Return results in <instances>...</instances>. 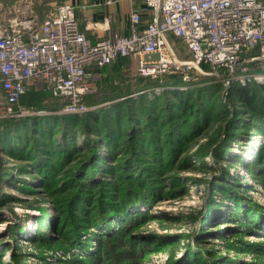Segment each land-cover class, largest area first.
<instances>
[{
    "label": "rangeland",
    "instance_id": "1",
    "mask_svg": "<svg viewBox=\"0 0 264 264\" xmlns=\"http://www.w3.org/2000/svg\"><path fill=\"white\" fill-rule=\"evenodd\" d=\"M30 1L0 0V30L8 28L12 21H24L30 16L40 22L50 12L47 9L43 14L38 8H30ZM38 1L37 6L44 7L45 10L46 5L55 0ZM172 45L180 60L191 59L183 41L175 37ZM130 64L126 69L130 74L129 80L136 83L137 78H140L137 76L136 63L131 60ZM258 66V71L252 70V73L263 77L264 62ZM108 67L103 68V71L108 72ZM119 69L118 67L112 72L118 76L121 72ZM259 80L248 85H264V78ZM101 87L97 86L96 92L91 95L97 94ZM162 87H156L159 93H150L151 100L154 99L153 96H161ZM171 88L187 91L183 86V89L181 86ZM223 92L222 100L229 103L228 94ZM35 93H39L36 87L30 86L17 108H29L22 105V101ZM142 93L144 92L139 91L130 97L137 99ZM45 97L42 96V107L34 111L45 112L40 117L60 114V111L46 109L50 99ZM113 102L115 101L99 104L97 108ZM117 110L116 114L122 115V129L125 132L128 124L125 108ZM44 122L48 128L51 126L53 133L50 139L56 142V146H67L68 143L61 138L60 129L56 126L59 124L49 120ZM139 125L142 127L143 124L137 123L135 126L140 128ZM225 126L226 121L222 118L208 124L179 152L175 165L170 168L169 157L166 155L171 146L167 145L164 137L162 141H157L156 144L166 153V171L164 167L161 170L162 166L156 165L147 154L139 155L146 159L142 162L144 168L155 166L161 171L160 180L149 179L152 180V185L149 181L147 183L148 186H153V191L159 196L155 195L148 202L131 208L128 217L111 223V229L100 230L84 224L87 230L82 240L87 243V248L72 247L69 236L62 235L58 225L60 211L68 209L67 204H71L73 194L83 189L81 185L85 182L81 181V175L78 174L89 160L88 155L82 156L86 150L83 153L74 151L72 160L62 166L59 162L66 156L65 153L52 155L41 151L44 155L41 156L50 165L48 169L54 174L48 182L30 162L38 156L39 146L45 145L46 141L40 134L48 133L47 130L39 127L34 131L33 127H29L24 133L27 138L24 148L17 147L20 140L12 144L14 153L22 154L23 150V159L10 155L9 146L3 147L6 143L3 134L4 138L0 140V264H83L85 260H88L87 264H264V251H260L264 247V179L257 178L258 175L252 171L254 162L258 161L264 147V128L255 133L254 137L238 138L230 146L229 153L217 162L214 152L218 148L219 133H223ZM73 140L77 147L88 142L83 134L73 135ZM117 142L120 143L121 140L118 139ZM101 143L98 150L101 156H106L107 168H112L113 164L118 165L123 160L118 158L123 153L119 151L125 150V145L115 146L112 155H107L105 143ZM203 155L206 159H200ZM122 156L124 158L125 154ZM100 167L95 164L89 170L101 178L99 182L102 184L109 181V177H105V170L99 171ZM144 168L139 171L138 167H133L132 182L144 175ZM117 176L121 178L120 173ZM88 181V185L96 187ZM47 185L51 188H47ZM117 188L118 192L109 194L120 200L128 187L123 183ZM135 189L136 186H132V190ZM99 199L100 189L91 196L90 203L84 205L86 209L90 208L87 215L95 211ZM238 204L241 206L239 209ZM248 214H256L258 217L251 229L244 225ZM46 220L50 223H46ZM7 222L11 223L10 226L3 227ZM127 226L129 229L124 232ZM119 230L125 234V243H112L107 239L106 233ZM10 233H14V236H10ZM39 233H53L50 236L51 243L38 242ZM9 253L11 258L4 260Z\"/></svg>",
    "mask_w": 264,
    "mask_h": 264
},
{
    "label": "trees",
    "instance_id": "2",
    "mask_svg": "<svg viewBox=\"0 0 264 264\" xmlns=\"http://www.w3.org/2000/svg\"><path fill=\"white\" fill-rule=\"evenodd\" d=\"M130 63V59L118 60L108 67V72L103 71V69L97 66L89 69L94 78L93 81L96 82L97 86L102 87L97 94L89 95L85 98V103L91 108L87 113L58 114L42 117L32 116L0 122V140H2L1 138H6V143H4L3 147L9 146L11 148L9 150L10 155L21 159L24 158L23 150L22 154L21 152L14 153L12 144L20 140L17 147L26 145L27 138H25L24 133L29 127H33L34 131L39 127L47 130L48 133L40 134L43 137L42 139L46 141L45 145L41 144L39 146L38 156L30 162L42 174V177L47 178L48 182L54 174L48 169L50 165L41 156L43 155L41 151L52 155L59 154L60 152L65 153L66 156L62 157L59 162L60 166H62L69 160H72L74 151L77 153L82 151L83 153V150H86L82 156L88 155L87 158L89 160L78 174L81 175L79 176L81 181L85 182L84 185H81L83 189L73 194L71 204H67L68 209L65 211L59 210L58 225L61 228L60 232H62V235L69 236V242L72 247L87 248V243L82 240L85 230H87L86 225L100 230L103 228L111 229V223L128 217L131 208L146 203L149 198L158 195L156 191H153V186H151L152 180L149 179L160 180L161 171L156 169L155 166H146L149 168H144L145 166L142 162L146 159H144V156L141 157L139 155L147 154L156 165L162 166L161 170H163L166 163L165 158L168 156V167L170 168L175 165L179 152L191 140L196 138L208 124L216 121L217 118H222L226 121V126L223 133H219L218 148L214 152V157L218 162L229 153L230 146L238 138L243 136L254 137L255 133L264 128V85L242 86L239 83H234L228 90L229 103H225L222 100L223 86L212 82L210 78L206 77H201L199 83L187 91L171 88L183 85L184 82L180 75L165 76L161 80L140 77L137 78L136 83H132V80H129L130 74L126 70L131 65ZM118 67L121 72L117 76L112 71ZM251 68L253 71H258L256 65L252 64ZM126 83L128 84L126 85ZM157 85L163 86L162 94L159 97L153 96L154 99L151 100L150 95L155 94ZM168 87L171 89H168ZM139 91H143L144 93L137 99L130 97ZM42 96L50 99V103L46 108L47 110H62V104L54 99L49 91L28 95L23 99L22 105L37 110L42 107ZM122 97L124 98L123 100H117ZM113 100L115 102L97 108V105ZM121 107L125 108L126 116H124L128 121L125 132L122 129V115L116 114L118 113L117 109ZM113 114L114 116H112ZM48 120L52 122L56 121L59 124L56 126L60 129L61 138L68 143L67 146H65L66 144L56 146V142L50 139L53 131L51 126L48 128V125L44 124V121ZM137 123L143 124L142 127H145L142 128L139 125L140 128H137L135 126ZM75 134L85 135L88 142L83 146L77 147L73 143V135ZM44 137H48V139ZM163 137L164 141L168 142L167 145L171 146V150L167 155L165 150H162L156 144L157 141H162ZM118 139L121 140L120 143L117 142ZM101 142L105 143L104 147L107 148V155H112L115 146L121 145L122 147V144L125 145V150L119 151V153L123 152L122 155L125 154V157L121 158L123 157L122 155L118 157L123 159L118 165L116 164L115 166L113 164L112 168H107L105 165L107 163L106 156H101L98 150V147L102 144ZM200 159H206V156L203 155ZM95 164L101 166L98 168L99 171L105 170V177H109V181L101 184L99 182L101 178H98L96 174L90 173L89 169ZM133 167H138L139 171L144 168V175H141L136 182L131 181L133 180L131 174ZM168 167H164V171ZM252 171L258 175L257 178L264 179V147L258 161L254 162ZM119 173L121 174V178L117 176ZM88 180L92 183V186L96 185V187L92 188L88 185ZM148 181L151 184L150 186L147 184ZM123 183L127 185L128 189L120 200L119 198L115 199L109 193L118 192L117 186ZM132 186H136L137 189L132 190ZM47 188H51V186L47 185ZM99 189L100 199L96 202L95 211L87 215L90 208L86 209L84 205L90 203L91 196L97 194ZM239 205L237 209L241 207ZM212 209L214 210L215 206ZM255 215L248 214L246 218L248 220L244 225L251 229L257 223L256 218L258 217ZM46 223L50 222L47 221ZM128 227L124 229V232H127ZM120 231L111 234L106 233L107 239H110L112 243H125L126 239H123V235L125 234L123 231ZM51 234L53 233L49 235L39 233L37 234V241L50 244ZM9 235L14 236V233H10ZM262 248L260 251L263 252L264 247ZM85 262L83 261L82 263L87 264Z\"/></svg>",
    "mask_w": 264,
    "mask_h": 264
},
{
    "label": "built area",
    "instance_id": "3",
    "mask_svg": "<svg viewBox=\"0 0 264 264\" xmlns=\"http://www.w3.org/2000/svg\"><path fill=\"white\" fill-rule=\"evenodd\" d=\"M142 1L150 16L143 30L141 13L135 12L129 36L96 43L80 30L70 3L47 12L40 22L30 16L0 30V122L45 113L17 108L30 86L49 91L63 106L60 114L89 112L85 98L97 90L89 69L118 60H134L141 78L180 75L187 90L201 77L210 78L225 95L234 83L247 86L264 78L251 68L264 62V0ZM170 36L183 41L191 59H179ZM154 54L158 60L151 59Z\"/></svg>",
    "mask_w": 264,
    "mask_h": 264
},
{
    "label": "crops",
    "instance_id": "4",
    "mask_svg": "<svg viewBox=\"0 0 264 264\" xmlns=\"http://www.w3.org/2000/svg\"><path fill=\"white\" fill-rule=\"evenodd\" d=\"M37 1L31 8H38L43 14L47 9L52 11L64 3L74 5L80 30L93 43L109 37L129 36L133 26L132 15L135 12L141 13V30L147 26L150 19L142 0H55L54 3L46 5L45 10L44 7L37 6ZM174 39V36L169 37L172 43Z\"/></svg>",
    "mask_w": 264,
    "mask_h": 264
},
{
    "label": "bare ground",
    "instance_id": "5",
    "mask_svg": "<svg viewBox=\"0 0 264 264\" xmlns=\"http://www.w3.org/2000/svg\"><path fill=\"white\" fill-rule=\"evenodd\" d=\"M13 195H14V192H13ZM10 224H11L10 222H7V223L3 224V227L10 226ZM10 258H11V253H9L7 256H5L4 260L10 259Z\"/></svg>",
    "mask_w": 264,
    "mask_h": 264
},
{
    "label": "water",
    "instance_id": "6",
    "mask_svg": "<svg viewBox=\"0 0 264 264\" xmlns=\"http://www.w3.org/2000/svg\"><path fill=\"white\" fill-rule=\"evenodd\" d=\"M151 59L152 60H158L159 59V56L157 54H154V55L151 56Z\"/></svg>",
    "mask_w": 264,
    "mask_h": 264
}]
</instances>
